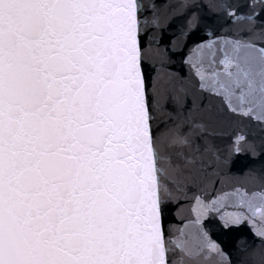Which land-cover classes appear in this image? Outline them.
<instances>
[{
	"label": "snow or ice",
	"instance_id": "6c2138e0",
	"mask_svg": "<svg viewBox=\"0 0 264 264\" xmlns=\"http://www.w3.org/2000/svg\"><path fill=\"white\" fill-rule=\"evenodd\" d=\"M233 125L264 161V0H0V264H247L264 163L230 174Z\"/></svg>",
	"mask_w": 264,
	"mask_h": 264
},
{
	"label": "water",
	"instance_id": "95a60500",
	"mask_svg": "<svg viewBox=\"0 0 264 264\" xmlns=\"http://www.w3.org/2000/svg\"><path fill=\"white\" fill-rule=\"evenodd\" d=\"M170 3H176L177 0H169ZM198 3L203 2L207 3V0H197ZM176 25H179L181 21L176 20L173 22ZM183 38H180L178 43H182ZM147 59V58H146ZM175 63L170 64L168 69L166 70L169 74L173 76H178L180 72L182 71L181 65L178 63L179 57L176 58ZM149 63L152 61L149 60ZM155 75V73H153ZM179 87V85H177ZM184 87H189L187 84L184 85ZM184 115L187 116L191 121L195 123H204L208 124L209 118L207 114L196 111L192 108V105L189 104L188 109L185 110ZM163 119H167V113L163 114ZM213 127H215L216 135L214 137H211L212 143L215 145L216 148V155L220 156L221 158L228 159L229 164L228 167L231 169V175L243 177L247 172H249L251 169L255 168L259 170L260 166L264 161L260 160L259 158L255 159L252 157L250 153L241 152L240 154H231L230 149L232 148V142L231 137L234 133L240 132L243 133L244 131L247 132L249 139L252 140L258 135V130L254 128L249 129H241L237 126L233 125L231 127L224 126V127H216V126H210L209 131L213 130ZM257 144H259V139L256 140ZM210 162L215 163L214 158H209ZM239 259L245 260L247 264H264V250H262L257 243L253 244L251 249L244 253V254H235Z\"/></svg>",
	"mask_w": 264,
	"mask_h": 264
}]
</instances>
